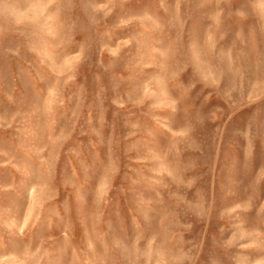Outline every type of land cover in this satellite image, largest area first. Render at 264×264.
Segmentation results:
<instances>
[{
  "label": "rangeland",
  "instance_id": "1",
  "mask_svg": "<svg viewBox=\"0 0 264 264\" xmlns=\"http://www.w3.org/2000/svg\"><path fill=\"white\" fill-rule=\"evenodd\" d=\"M0 264H264V0H0Z\"/></svg>",
  "mask_w": 264,
  "mask_h": 264
}]
</instances>
